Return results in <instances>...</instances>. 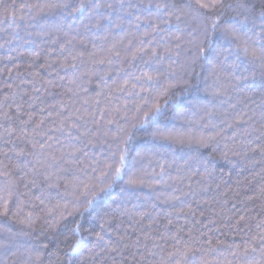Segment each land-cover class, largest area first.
<instances>
[{
    "label": "trees",
    "instance_id": "1",
    "mask_svg": "<svg viewBox=\"0 0 264 264\" xmlns=\"http://www.w3.org/2000/svg\"><path fill=\"white\" fill-rule=\"evenodd\" d=\"M225 2L233 8L206 36L207 21L156 8L185 0H0V197L11 192L0 264H21L28 249L42 264H69L65 253L71 264H264V68L244 51L261 55L264 33L259 20L240 29L237 0ZM147 75L157 77L151 91L178 83L134 133L124 176L85 211L93 193L84 186H100L118 129L146 110ZM157 127L193 142L153 139ZM201 137L213 139L202 147ZM133 174L146 184L130 187ZM188 249L186 259L171 255Z\"/></svg>",
    "mask_w": 264,
    "mask_h": 264
},
{
    "label": "snow or ice",
    "instance_id": "2",
    "mask_svg": "<svg viewBox=\"0 0 264 264\" xmlns=\"http://www.w3.org/2000/svg\"><path fill=\"white\" fill-rule=\"evenodd\" d=\"M45 7L49 9H55L58 7L56 3H49L45 5ZM64 7H68L67 4L64 5ZM84 4L81 3L77 8L74 9L76 12H81L84 10ZM111 7V5H109ZM171 7L172 9V15L176 16V19L179 21L182 17H189L194 20H202L207 21V23L204 24V33L206 36H210L213 32L217 31L218 28L221 27V17L223 15V10L225 8L231 9L233 8V5L231 3L225 2V0H185V3L182 6L177 7L176 5H168V4H157L156 8L157 10L161 9H169ZM240 11L238 15L243 16V20L236 21L240 25V29H243L246 27L248 23H251L253 25L256 24V21L259 20V26L261 28V33H264V0H261L260 7L257 8L254 3H249L248 0H237V4L235 6ZM14 18V17H13ZM156 29H159V25H156ZM240 29L236 28L234 24L226 23L224 26V31L230 35L235 40H241L242 37L240 36L239 32ZM246 43V41H243ZM245 55H251L254 60H257L260 62L261 67L264 68V52L261 53V55H257L255 51H252L249 53L248 49L245 48ZM118 55V53H117ZM155 55V53H153ZM73 59H76L75 57ZM71 67L75 68V63L70 65ZM157 79V77L152 75H147L143 77L144 85L140 88V91L144 92L147 91L149 93V97H141V100H143L144 105L146 106V110L141 111L140 108H137V111L140 112V115L136 117L133 122L131 123V130H125V129H118V133H123V135H118L116 137L117 139V150L111 154L112 160L110 163H106L104 170L101 172L99 179L100 186L96 187L95 185H85V191H88L91 189L93 195L90 199H87L85 204V211L92 206L94 201L98 198L99 193H104L108 191L112 186L116 183L117 180L121 179L124 176V164L126 157L128 155L129 151V145L131 141L133 140L134 133L137 130L145 129L146 126L152 123V121L163 112L164 104H167V100H164V104L160 103L161 98L166 97L169 93V90L174 88L176 86V83L169 82L166 86L157 88L155 91L149 90L147 87L152 83L153 80ZM7 115V114H5ZM247 115L246 113L244 114ZM237 120L247 123V120H244V116H239L236 118ZM249 120L251 117L248 118ZM231 126V125H229ZM72 128H76V124L71 125ZM259 132V136L257 139L264 138V127L262 129L256 130ZM11 134V133H9ZM86 134V133H85ZM251 133H249L250 135ZM68 135H71V132L68 133ZM150 135L153 139L162 138V139H170L175 140V142L180 144L185 143H192L191 140H186L184 138L180 137H174L169 135H165L163 129L157 127L154 131L150 132ZM213 138H203L194 141L195 143L199 144L202 147H207ZM35 147V145H33ZM262 156H264V145L258 146ZM256 149H253L255 151ZM138 155H141L138 153ZM207 171V169H206ZM0 175H7L6 172L0 173ZM161 176V179L164 176V169L161 168V172L159 174ZM127 184L130 187H136L145 185L146 182L143 179L137 178L135 174L130 176L127 180ZM147 186L151 187V184H147ZM11 196V192L8 193V197H0V208L3 209V214H6L8 211V199ZM170 199H178V197H171ZM115 211V210H114ZM171 222V221H170ZM109 220H105L104 224H102L100 233L96 234V241L97 244L93 247V249H89V256L90 258L95 261L97 257L101 256L100 252H96L94 248L96 246H101L102 242L105 241V235L107 234V229L105 227L106 224H109ZM80 225L77 224L76 227L73 229V232L76 235H79ZM120 239H124V237H120ZM255 239V238H253ZM261 241L264 242V235L260 237ZM79 241H77V244ZM211 243V241H209ZM43 248H47V244L42 246ZM103 247L107 248L110 251H117V249L113 248L111 246V242L109 241L107 244L103 245ZM73 250H75V246L73 247ZM192 251L191 249H188L185 252L182 253H173L171 255H180L183 258H187L188 252ZM247 251V249H245ZM255 251V249H253ZM262 255H264V247L261 249ZM235 255V253H233ZM57 256V261H59V255L55 254ZM65 256L69 258V264H71V253H65ZM43 262V256L42 253L37 250L35 253L31 249L26 250L23 259L21 260V264H42ZM49 264H53L52 261H49ZM175 264H181L180 260H177ZM206 264V262H205Z\"/></svg>",
    "mask_w": 264,
    "mask_h": 264
}]
</instances>
